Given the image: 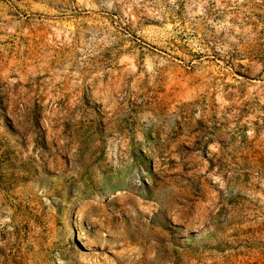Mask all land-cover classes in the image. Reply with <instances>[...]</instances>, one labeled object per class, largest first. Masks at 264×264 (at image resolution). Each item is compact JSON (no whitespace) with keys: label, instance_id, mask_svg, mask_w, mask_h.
<instances>
[{"label":"rangeland","instance_id":"374dc122","mask_svg":"<svg viewBox=\"0 0 264 264\" xmlns=\"http://www.w3.org/2000/svg\"><path fill=\"white\" fill-rule=\"evenodd\" d=\"M0 264H264V0H0Z\"/></svg>","mask_w":264,"mask_h":264},{"label":"bare ground","instance_id":"6f19581e","mask_svg":"<svg viewBox=\"0 0 264 264\" xmlns=\"http://www.w3.org/2000/svg\"><path fill=\"white\" fill-rule=\"evenodd\" d=\"M183 214L185 215L184 212H179L176 215L178 217H181ZM155 232H156V234L161 233L163 235V239L162 240H159V241H161V242L162 241H166V237L167 236L165 234H163L160 229H156ZM131 239H133V237H131V235H130V229H126V230H124L123 232H121L118 235V237H117L116 240L122 242V245L124 247H126V249H127L129 247L128 245H129V242L131 241ZM150 239H152V238H150L148 236H141V237H137L135 240H139V241H144L145 242V241H150ZM155 241L156 242L155 243H151L150 246H151L152 250L155 251L154 258L157 259L158 258L157 257V254L160 255L161 252H163L164 250H166L167 245L165 243L163 245H160V244H158L157 240H155Z\"/></svg>","mask_w":264,"mask_h":264}]
</instances>
